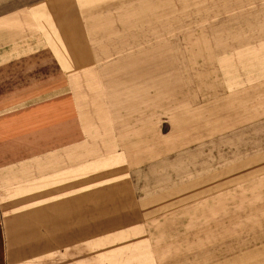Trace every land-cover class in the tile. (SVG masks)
<instances>
[{"label":"rangeland","instance_id":"obj_1","mask_svg":"<svg viewBox=\"0 0 264 264\" xmlns=\"http://www.w3.org/2000/svg\"><path fill=\"white\" fill-rule=\"evenodd\" d=\"M0 20V54L44 47L76 79L94 244L74 264H264V0H0ZM141 32L164 38L151 82L90 85L97 62L156 66Z\"/></svg>","mask_w":264,"mask_h":264},{"label":"crops","instance_id":"obj_2","mask_svg":"<svg viewBox=\"0 0 264 264\" xmlns=\"http://www.w3.org/2000/svg\"><path fill=\"white\" fill-rule=\"evenodd\" d=\"M155 19L150 17L146 23ZM121 32L116 40H130V32ZM154 34L136 33L134 39L154 41L147 45L153 49L148 57L154 60V68H142L134 53L122 55L115 62L92 65L87 71L90 85L103 83L104 94L117 87L120 74H125L123 80L137 83L138 89L142 83L147 86L151 82L147 74L158 72L156 50L164 39H153ZM3 35H10L9 30L0 31L1 41L7 38ZM212 35L215 42L226 36ZM15 56L0 54V264H74L77 250L94 244L93 180L82 172L87 166L76 155L79 133L84 135L72 91L76 79L44 47L18 54L22 59ZM49 56L54 57L53 65L46 63ZM127 56L130 61L123 62ZM87 57L94 59L92 54ZM111 97L117 105V98ZM66 152L70 155L63 156Z\"/></svg>","mask_w":264,"mask_h":264}]
</instances>
